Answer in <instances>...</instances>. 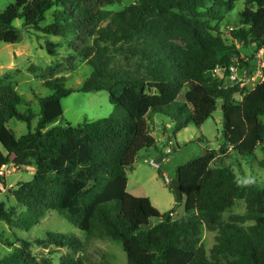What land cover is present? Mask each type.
Segmentation results:
<instances>
[{
    "label": "trees",
    "instance_id": "1",
    "mask_svg": "<svg viewBox=\"0 0 264 264\" xmlns=\"http://www.w3.org/2000/svg\"><path fill=\"white\" fill-rule=\"evenodd\" d=\"M123 0H13L0 11V41L16 43L23 25L46 35L93 36V45L79 53L92 70L79 91H107L113 105L105 118L73 126L56 125L62 115L61 98L73 88L65 78L44 80L53 93L38 97L37 123L31 109L20 111L24 101L9 80L0 77V167L9 163L33 166L31 179L18 182L15 199L26 207L29 225L44 213L57 210L82 231L120 243L127 264H264V187L241 182L232 155L249 157L264 168V66L252 88L242 81L224 85L223 77L235 71H253L248 57L235 44H227L213 26L237 0H134L112 12L107 7ZM53 20L41 27L46 13ZM231 36L241 44L264 47V0H245L237 13ZM173 41L186 43L176 46ZM48 54L56 55L47 42ZM134 60L130 67L113 64L116 55ZM241 93L237 100L235 94ZM221 105L222 143L218 153L207 152L176 168L175 176L185 198V214L160 212L146 196L126 190L127 170L138 152L155 145L153 117L166 116L173 134L189 124L199 127ZM15 118L27 132L15 136L8 126ZM228 161V162H227ZM0 184H5L0 176ZM236 199L243 213L223 212ZM0 220L12 223V214L0 203ZM217 231L206 254L203 230ZM32 243L55 249L81 246L75 236L46 232ZM31 242L0 256V264H54L50 256L36 257ZM54 251L48 252L49 255ZM57 264H86L82 257L61 255Z\"/></svg>",
    "mask_w": 264,
    "mask_h": 264
},
{
    "label": "rangeland",
    "instance_id": "2",
    "mask_svg": "<svg viewBox=\"0 0 264 264\" xmlns=\"http://www.w3.org/2000/svg\"><path fill=\"white\" fill-rule=\"evenodd\" d=\"M132 1L134 0H123L119 4H111L107 9L116 12ZM11 2L13 0H0V11ZM244 6L245 0H237L232 11L224 13L222 20H213L211 24L217 26L225 43L235 44L240 53L248 57L252 75L244 79L246 72L236 69L234 73L238 78L237 81H242L240 87L249 89L262 79L259 69L264 66V47L257 49L255 44L243 45L231 36V30L237 25V13ZM53 17L54 9H50L40 26L50 23ZM13 25L21 34V39L16 43L0 41V77L5 73L10 74L9 80L24 100L18 109L25 111L29 108L36 114L31 122L32 127L36 125L38 119V97L53 93V90L44 83L47 78L62 76L65 78L64 86L73 88L69 95L60 100L63 112L56 121V125H64L68 122L78 126L108 117L112 113L113 105L109 101L107 91L77 90L92 70L88 59L79 52L93 45V36L80 35L75 38L70 34L67 36L46 35L41 31L25 27L22 18L15 19ZM47 42L55 45L56 55L47 53L45 49ZM172 43L180 47L186 45L181 41ZM133 62L135 61L119 54L114 58L113 64L130 67ZM223 80L224 85L233 84L230 74L224 75ZM235 98L239 100L241 93L235 94ZM166 122L170 120L162 114H156L153 117L152 132L154 131L155 138L160 140L155 142L154 146L138 152L132 168L127 170L126 190L136 196L148 197L160 212L172 209V217L179 218L185 214V198L177 202L171 183H166L164 177L171 181L176 177L175 171L178 166L202 155L203 152L218 153L219 145L222 143V115L217 108L212 117L199 127L189 124L175 134L172 132V123L166 126ZM8 126L14 130L16 137L27 132V124L15 118L9 120ZM167 137H170V142L167 141ZM167 148L170 149L168 153ZM255 154L256 158L260 159L264 155V149L258 147ZM159 157L163 158L161 162H157ZM151 159L158 163V168L150 164ZM229 162L234 164L232 168L241 182L250 181L259 187H264V168L259 167L256 160L232 155ZM33 173V166L15 165L14 167L9 164L5 167L4 175H2L5 184H0V203H3L5 209L11 212L12 223L8 224L0 220V256L8 254L13 246L21 245V240H27L31 242L30 247L36 257L50 256L54 264H57L60 256L64 254L82 257L86 264H127L126 255L120 243L80 230L57 210H47L35 224L29 225L26 207L15 199L14 190L17 189L18 182L31 179ZM244 211V202L236 199L234 204L223 212V218L226 219L229 214ZM46 232L68 233L81 241V246L76 249H55L53 246L45 249L32 243L36 238H43ZM216 234L217 231L203 230L201 245L206 254H210ZM50 251L54 252L49 255Z\"/></svg>",
    "mask_w": 264,
    "mask_h": 264
},
{
    "label": "water",
    "instance_id": "3",
    "mask_svg": "<svg viewBox=\"0 0 264 264\" xmlns=\"http://www.w3.org/2000/svg\"><path fill=\"white\" fill-rule=\"evenodd\" d=\"M218 108L220 110L221 108V105L219 104L218 105ZM170 137H167V141L170 142ZM203 154H205V152H203ZM162 158H158L157 159V162H161ZM171 188H172V191H173V194L175 196V199L177 202H180L182 201V198H183V194H182V191H181V186H180V179L178 177H174L172 180H171Z\"/></svg>",
    "mask_w": 264,
    "mask_h": 264
},
{
    "label": "built area",
    "instance_id": "4",
    "mask_svg": "<svg viewBox=\"0 0 264 264\" xmlns=\"http://www.w3.org/2000/svg\"><path fill=\"white\" fill-rule=\"evenodd\" d=\"M229 69H230V71H231V72H230V78L232 79V81L236 80V75H235V73H234V71H235V67H234V66H230ZM169 151H170V149L167 148L166 152L168 153ZM150 162H151L153 165H155L156 167H158V163H157L156 161H154L153 159H151ZM9 164H12V166L15 167V165H14L13 163H9ZM9 164H7V165H9ZM7 165H2V166L0 167V176L4 175L5 167H7ZM164 181H165L166 183H171V181H170L166 176L164 177Z\"/></svg>",
    "mask_w": 264,
    "mask_h": 264
},
{
    "label": "crops",
    "instance_id": "5",
    "mask_svg": "<svg viewBox=\"0 0 264 264\" xmlns=\"http://www.w3.org/2000/svg\"><path fill=\"white\" fill-rule=\"evenodd\" d=\"M5 74H6V73H5ZM5 74H4V75H5ZM2 76H3V75H2ZM2 76H1V77H2ZM261 77H262V76H261ZM170 123H171V122H166V126H169ZM151 135H152V137L154 138L155 142H157V141L160 140V139H156V138H155V136H154V131L151 132ZM160 158H162V157H160ZM162 160H163V158H162ZM162 160H161V161H162ZM150 164H151L152 166H154L155 168H158V167H156L155 165H153L151 162H150ZM126 188H127V184H126ZM150 201H151V200H150ZM151 203H152V201H151ZM152 204H153V203H152Z\"/></svg>",
    "mask_w": 264,
    "mask_h": 264
}]
</instances>
